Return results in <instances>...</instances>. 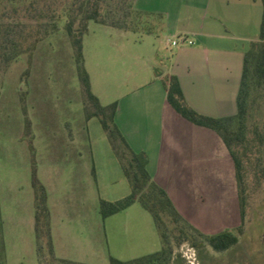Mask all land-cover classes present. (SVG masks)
Here are the masks:
<instances>
[{
	"label": "rangeland",
	"instance_id": "1",
	"mask_svg": "<svg viewBox=\"0 0 264 264\" xmlns=\"http://www.w3.org/2000/svg\"><path fill=\"white\" fill-rule=\"evenodd\" d=\"M131 2L100 0L102 16L107 23L123 24L131 18ZM89 23L90 29L97 28L91 33L94 42L86 51V66L93 90L101 96L103 103L117 100L115 123L119 129L122 113L123 120L129 119L143 130L149 127L151 131L157 130L156 124L147 123L139 111L126 106L131 97L146 94L153 85L142 90L123 85L121 61L124 55L121 53L132 48L130 53L142 54L144 62L135 73L139 74L140 70L141 80L162 88V74L158 67L166 62V55L171 52L170 47L165 46L163 33H128L133 39H125L119 30L93 21ZM153 23L158 25L159 22L153 19ZM152 46L156 48L154 54ZM147 53L153 54L151 59L155 64L150 65L149 74L145 76ZM21 97L30 120L37 177L46 187L53 211L56 254L90 264H110V256L128 261L158 251L161 243L152 217L138 202L132 209L121 213V217L117 215L108 221H104L99 213L100 199H120L130 192V186L99 119L84 120L72 46L61 29L40 42L30 58L27 55L20 57L6 70L0 67V212L5 220L4 235L2 221L0 224V239L3 241V245L0 244V264H46L44 257L40 263L38 254L36 256L31 184L33 161L24 137ZM155 98L157 100L158 96ZM254 118L260 119L258 112ZM206 130L220 140L228 154L218 134ZM75 134L76 137L79 135L76 141L82 142L75 151L81 153V158L58 162L57 148L61 143L68 146L67 142L75 139ZM229 160L231 166L228 169L206 165L205 171L191 172L193 179L181 188L184 215L205 234L232 230L240 223L234 167L230 157ZM205 173L215 174L221 183L214 196L210 187L203 186L204 178L198 179ZM248 182L251 190L246 224L237 244L218 252L203 241L198 240L196 247L184 242L175 246L170 256L153 264H264V184L254 188L251 177ZM73 198L80 201L76 204L80 207L71 203ZM133 208L142 213L134 212ZM4 243L10 257L8 262ZM43 254L46 256V250Z\"/></svg>",
	"mask_w": 264,
	"mask_h": 264
},
{
	"label": "trees",
	"instance_id": "2",
	"mask_svg": "<svg viewBox=\"0 0 264 264\" xmlns=\"http://www.w3.org/2000/svg\"><path fill=\"white\" fill-rule=\"evenodd\" d=\"M52 1L57 2L56 5L50 4L48 0H0V67L6 70L18 58L25 55L30 58L40 42L61 29L69 37L81 86L84 116L86 119H99L130 186V192L120 199H100L101 217L104 219L138 202L151 215L161 243V248L156 252L128 261L111 258V264H153L160 258L170 256L173 248L184 242L196 247L198 240L203 241L218 252L237 244L246 224L251 190L248 179L252 178L254 188L264 184V0L258 38L249 43L243 55L236 112L233 115L211 117L201 114L187 103L175 75H165L161 80L166 100L175 112L197 126L216 132L233 161L240 223L232 230L215 234H205L187 221L165 189L153 180L147 168V155L143 151L132 150L115 123L117 102L101 104L91 90L89 74L84 65L82 41L88 31L89 21L119 30L148 34L156 26L153 19L160 22L161 17L136 10L132 0L129 21H123V24L107 23L101 13L100 0ZM20 101L24 115V137L33 161L31 184L34 190V233L39 262L42 263L44 257L46 264L67 263L53 252L47 192L37 177L30 120L22 97ZM256 112L260 115L259 120L254 118ZM0 244L3 245L2 238ZM43 250H46V256H43Z\"/></svg>",
	"mask_w": 264,
	"mask_h": 264
},
{
	"label": "crops",
	"instance_id": "3",
	"mask_svg": "<svg viewBox=\"0 0 264 264\" xmlns=\"http://www.w3.org/2000/svg\"><path fill=\"white\" fill-rule=\"evenodd\" d=\"M133 7L136 10L161 17L158 25L152 29L151 33H148V35H154L162 32L163 38L166 40L165 46L171 49L170 54L166 55V62L161 63L158 67L162 74L160 80L165 75H175L179 80L185 100L201 114L211 117L233 115L236 112V96L241 79L243 55L249 43L256 40L259 35L263 12L262 0H134ZM89 25L90 23H88V31L82 41L84 65L89 74L92 92L99 98L101 104L106 105L109 103H103L101 96L93 90L90 71L86 66L87 46L93 44L94 36L92 37V35L94 34L91 35V33H95L97 29L96 27L90 29ZM119 31L125 39H133L128 33L135 32ZM176 37L179 38L177 40L179 44L171 45L170 41ZM183 37L193 43L188 44L182 39ZM155 49L152 46L153 54ZM130 50L132 48L121 53L124 55V60L121 61V83L140 90L148 85L153 86H149L146 94L131 97L126 102V106L139 111L147 123L156 124L157 130L151 131L150 127L143 130L137 124H132L129 119L123 120L121 113L120 131L132 150L145 152L148 158L147 168L153 180L165 189L176 209L189 221L183 213L184 196L181 188L193 179L191 172L205 171L207 170L206 165H210L214 169L230 168V155L228 150V154L224 152L220 140L206 130L208 128L197 126L175 112L166 100L163 84L161 88L156 83L151 84L147 80L140 79V70H138L139 74L135 71L141 67L143 56L140 53L132 54ZM151 54L147 53L148 66L144 67L145 76L149 74L150 65L155 64H153L151 59L153 54ZM155 96H158L157 100ZM115 101L117 102V100ZM84 120L89 119L85 118ZM80 134L82 135V133ZM83 135L86 139V132ZM77 137L75 134L73 137L75 139L67 142L68 146L66 143H61L57 148L58 162L78 161L81 158V153L75 152L79 150V144L82 143L76 141ZM80 149L84 151V147ZM200 178L201 180L204 178L203 186L210 187L211 195L214 196L221 186L217 176L213 173H205L202 176L199 175L198 179ZM204 198L207 199V196L205 195ZM70 201L75 204V207L78 206L76 204H80L77 198ZM135 203L102 219L108 221L117 215L121 217V213L135 207ZM47 205L50 213L54 255L65 260L67 262L65 264H90L56 254L52 229L53 211L48 203V193ZM133 211L138 214L142 213L138 208H133ZM1 221L4 235L5 220L2 214ZM4 244L8 262L10 257L6 243ZM111 258L115 257L110 256L109 259Z\"/></svg>",
	"mask_w": 264,
	"mask_h": 264
},
{
	"label": "built area",
	"instance_id": "4",
	"mask_svg": "<svg viewBox=\"0 0 264 264\" xmlns=\"http://www.w3.org/2000/svg\"><path fill=\"white\" fill-rule=\"evenodd\" d=\"M182 39H183L185 42H187L188 44H192V43H193L191 40H187L186 37H183ZM170 43H171V45H174V46L179 44V42H178L176 39H172V40L170 41Z\"/></svg>",
	"mask_w": 264,
	"mask_h": 264
}]
</instances>
